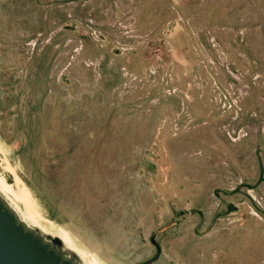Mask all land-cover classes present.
<instances>
[{
    "label": "rangeland",
    "instance_id": "1",
    "mask_svg": "<svg viewBox=\"0 0 264 264\" xmlns=\"http://www.w3.org/2000/svg\"><path fill=\"white\" fill-rule=\"evenodd\" d=\"M0 180L100 264H264V0H0Z\"/></svg>",
    "mask_w": 264,
    "mask_h": 264
},
{
    "label": "water",
    "instance_id": "2",
    "mask_svg": "<svg viewBox=\"0 0 264 264\" xmlns=\"http://www.w3.org/2000/svg\"><path fill=\"white\" fill-rule=\"evenodd\" d=\"M0 264H85L58 236L26 221L0 192Z\"/></svg>",
    "mask_w": 264,
    "mask_h": 264
},
{
    "label": "bare ground",
    "instance_id": "3",
    "mask_svg": "<svg viewBox=\"0 0 264 264\" xmlns=\"http://www.w3.org/2000/svg\"><path fill=\"white\" fill-rule=\"evenodd\" d=\"M0 192L9 200L10 204L21 214L22 218H24L26 221L31 222L32 224L38 226L43 231L50 233L53 236H58L68 248L72 249L73 251H75L78 254V256L85 262V264H100L96 259H94L92 257H86L85 254H83V253L79 252L77 249H75L71 245L69 235L67 233H65L64 231H58V232L48 231L44 226H42L41 224H39L38 222H36L32 218H30L28 215L23 213L19 209V206L13 200V198H11L9 196L10 189L6 186V182H3L1 180H0Z\"/></svg>",
    "mask_w": 264,
    "mask_h": 264
}]
</instances>
